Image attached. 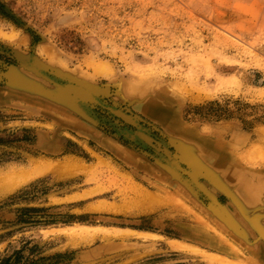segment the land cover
I'll use <instances>...</instances> for the list:
<instances>
[{
    "label": "rangeland",
    "instance_id": "rangeland-1",
    "mask_svg": "<svg viewBox=\"0 0 264 264\" xmlns=\"http://www.w3.org/2000/svg\"><path fill=\"white\" fill-rule=\"evenodd\" d=\"M241 7L0 0V263L262 255L239 234L237 200L264 215V0ZM69 81L98 104L75 101Z\"/></svg>",
    "mask_w": 264,
    "mask_h": 264
},
{
    "label": "bare ground",
    "instance_id": "bare-ground-1",
    "mask_svg": "<svg viewBox=\"0 0 264 264\" xmlns=\"http://www.w3.org/2000/svg\"><path fill=\"white\" fill-rule=\"evenodd\" d=\"M36 64V63H35ZM36 66V65H35ZM38 66V65H37ZM36 66V67H37ZM40 67H41V65H39ZM42 68V67H41ZM41 68H39V69H41ZM44 70V69H43ZM46 70V69H45ZM44 70V71H45ZM41 71V70H40ZM70 82V81H69ZM72 82V81H71ZM71 82L69 83V84H71ZM74 83V82H73ZM77 83L75 82V85H76ZM79 84V83H78ZM82 85H84V84H82ZM71 89V91H73L78 97H80L82 100H84V101H91V100H94L95 99V95H96V92H95V94H93L92 93V91L91 90H89V88H86V87H83V86H81V83H80V85H77V86H71L70 87ZM109 95V94H108ZM54 98H56V97H54ZM58 98V97H57ZM76 101V100H75ZM98 101V100H97ZM82 112V111H81ZM118 112V111H117ZM118 114V113H117ZM119 114H120V112H119ZM121 116L122 117H124L126 120H128L130 123H132V124H135V125H139L138 124V122H137V120L135 119V117H133V116H127L125 113H121ZM151 140V139H150ZM46 163H48V162H46ZM68 163V162H67ZM70 163H71V161H70ZM69 163V168L70 169H72V167L75 165L74 164V162L73 163H71L72 164V166H71V164ZM195 163V162H194ZM197 163V162H196ZM74 164V165H73ZM46 165H48V164H46ZM64 165L65 166H67L66 165V163H64ZM63 165V167L64 168H62V169H65L66 170V168L67 167H65ZM44 166V165H43ZM80 166V165H79ZM57 167V166H56ZM75 167H76V165H75ZM75 167H74V169H75ZM81 167V166H80ZM194 167V166H193ZM46 168V167H45ZM59 168H61V165L59 166ZM56 168H54V170H55ZM70 169H68V170H70ZM38 170V169H37ZM41 170H43L44 171V169H41ZM40 170V171H41ZM83 170V169H82ZM64 171V170H63ZM42 172V171H41ZM208 172V171H207ZM34 173H37L36 171L34 172ZM15 174V173H14ZM39 174V173H38ZM13 175V174H12ZM16 175V174H15ZM21 175V174H20ZM22 175H24L23 173H22ZM192 176V175H191ZM211 176V175H210ZM6 177V176H5ZM208 178H209V176H207ZM213 177V176H212ZM236 177V176H235ZM245 177V176H244ZM243 177V175H238L236 178V181H238V183H244V181L246 182V179ZM16 178V177H15ZM19 178V177H18ZM17 179V178H16ZM210 179V178H209ZM208 179V180H209ZM211 179H213V180H215L214 178H211ZM6 180V179H5ZM13 180V179H12ZM24 180H25V178H24ZM14 181H16V180H13V182ZM19 182H20V180H19ZM18 182V183H19ZM197 182V181H196ZM6 183V182H5ZM9 183V182H8ZM15 183V182H14ZM238 183H236L237 184V188H236V192H237V196H239L240 198L242 197L243 198V196L244 197H246L247 196V194L249 193V191H248V189H246V187H243V186H241V184H238ZM11 184H13V183H11ZM16 185H17V183H15ZM216 184V183H215ZM2 185V184H1ZM218 185V184H217ZM264 186V185H263ZM217 187V186H216ZM12 188V187H11ZM222 189H223V187H222ZM10 190V189H9ZM231 191H232V189H231ZM230 193V192H229ZM260 194V193H259ZM229 195V194H228ZM149 197H150V195H148ZM155 196L156 195H154V196H152V198H151V203H153V202H156V198H155ZM145 198V197H144ZM155 198V199H154ZM232 198V197H231ZM152 199L154 200L153 202H152ZM150 200V199H149ZM232 200L234 201V199L232 198ZM250 200V199H249ZM256 200V199H255ZM144 201V199H142V202ZM145 201H146V199H145ZM258 201V200H257ZM257 201H253V203H251V205L252 204H254L255 202H257ZM141 201H139L138 202V205H140L139 203H140ZM147 202V201H146ZM146 202H144V203H146ZM237 202H238V206H240L241 208V215L245 218V220H246V222H241V220L240 221H237L238 222V224L240 225H238V227L239 228H237V229H239V230H241L240 232H239V234L242 236V237H244V239L245 240H247L248 239V236L249 235H251V237H252V241H254V246L259 250V252H260V254H262V255H260V257H258V256H254L252 253H249V251L248 250H246L245 249V251L246 252H244V251H242V247H243V245L242 244H240V248H238V247H233V246H231L232 248H233V250H234V248H235V250H234V253H235V255H238L237 256V259H235V262H227V260L226 261H223V260H221V261H219L218 262V264H248L247 262H249L250 264H264V227H262V226H260V224L258 223V220L259 219H261V221L263 222L264 221V215H260L259 214V216L258 217H256V218H254V216H253V218H251V215L249 214L250 212V210L249 209H247L249 206H242L241 205V201H238L237 200ZM236 202V203H237ZM143 203V204H144ZM142 204V205H143ZM147 204V203H146ZM246 204V203H245ZM249 204V203H248ZM137 205V204H136ZM137 205V206H138ZM250 205V204H249ZM137 206H136V208H137ZM140 207H141V205H140ZM147 207V206H146ZM145 207V208H146ZM220 207V206H219ZM223 207V206H222ZM138 208H139V206H138ZM137 208V209H138ZM150 208H152L151 206H150ZM244 209H246L247 210V212L244 210ZM142 210V209H141ZM220 210V209H219ZM222 210V209H221ZM220 210V211H221ZM253 211V210H252ZM258 219V220H257ZM264 223V222H263ZM140 236H143V237H145V238H151V237H153L154 235H150V234H142V235H140ZM224 238V237H223ZM231 239V238H230ZM221 241H223V242H226L227 243V240L225 241V240H223V239H220ZM232 240V239H231ZM252 241H251V243H252ZM230 244V243H229ZM172 247H173V249H179V250H185L186 249V246L185 245H183V244H181V243H178V242H172L171 241V244H170ZM227 245H228V243H227ZM229 246V247H230ZM171 247V248H172ZM245 253V254H244ZM219 259V258H218ZM216 261H218V260H216ZM228 261H230V260H228Z\"/></svg>",
    "mask_w": 264,
    "mask_h": 264
},
{
    "label": "crops",
    "instance_id": "crops-1",
    "mask_svg": "<svg viewBox=\"0 0 264 264\" xmlns=\"http://www.w3.org/2000/svg\"><path fill=\"white\" fill-rule=\"evenodd\" d=\"M213 2L225 11L233 10L237 12L239 6H242L241 8H244L246 16H252L254 14V7L258 6V0H244V2H240L239 0H213Z\"/></svg>",
    "mask_w": 264,
    "mask_h": 264
},
{
    "label": "water",
    "instance_id": "water-1",
    "mask_svg": "<svg viewBox=\"0 0 264 264\" xmlns=\"http://www.w3.org/2000/svg\"><path fill=\"white\" fill-rule=\"evenodd\" d=\"M79 85V84H78ZM71 86H77V85H74V84H68V85H66V87H65V90H66V92H68L75 100H79V101H81V102H89V103H91V104H94V105H96V104H98V101H97V99L95 98L94 100H91V101H84V100H82L80 97H78L73 91H71L70 89V87ZM81 86H83V85H81ZM84 87V86H83ZM90 90V89H89ZM123 114V113H122ZM122 117V116H121ZM127 123H129V124H131V125H133V126H135V127H139V125H135V124H132V123H130L128 120H126L124 117H122Z\"/></svg>",
    "mask_w": 264,
    "mask_h": 264
},
{
    "label": "trees",
    "instance_id": "trees-1",
    "mask_svg": "<svg viewBox=\"0 0 264 264\" xmlns=\"http://www.w3.org/2000/svg\"><path fill=\"white\" fill-rule=\"evenodd\" d=\"M10 263V260L8 259L7 261L5 262H1L0 264H9ZM27 264H37V263H27ZM39 264V263H38Z\"/></svg>",
    "mask_w": 264,
    "mask_h": 264
}]
</instances>
